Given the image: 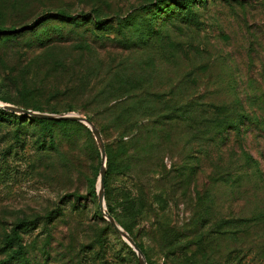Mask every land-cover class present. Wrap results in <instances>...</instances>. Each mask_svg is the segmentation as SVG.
Returning a JSON list of instances; mask_svg holds the SVG:
<instances>
[{"label":"rangeland","instance_id":"1","mask_svg":"<svg viewBox=\"0 0 264 264\" xmlns=\"http://www.w3.org/2000/svg\"><path fill=\"white\" fill-rule=\"evenodd\" d=\"M206 1L199 26L178 19L151 46L121 48L117 15L160 25L173 0H0V264H141L100 207L93 131L6 108L92 117L117 160L103 112L113 76L194 113L166 120L156 144L147 132L137 168L108 178L106 209L145 264H264V0ZM218 116L240 130L214 128Z\"/></svg>","mask_w":264,"mask_h":264},{"label":"trees","instance_id":"2","mask_svg":"<svg viewBox=\"0 0 264 264\" xmlns=\"http://www.w3.org/2000/svg\"><path fill=\"white\" fill-rule=\"evenodd\" d=\"M166 0H157L154 5H148L143 7V10L147 8L158 7L160 2ZM191 0H173L170 5L166 6V10L163 11V19L162 24L159 23V17L155 18L156 16L147 17L143 22H141L142 27L134 26V21L137 20L136 14H132L129 17H122V15H117V23H118V32L121 34V38L114 40L115 44L121 48H141V47H149L152 43L156 42L159 37L164 35V27L167 24H174L180 20V22L190 25L199 26L200 25V18L198 11L194 8L195 4L199 6H205L207 1L206 0H197L196 3H190ZM203 3V4H200ZM178 11V14L176 15ZM141 12V11H139ZM137 12V14L139 13ZM66 18H70L65 14H61ZM86 16V15H84ZM74 19H77L74 17ZM179 19V20H178ZM131 21V22H130ZM97 23H103V20H99L97 18ZM105 22V21H104ZM133 26V30L130 28ZM127 31L131 32V35L127 34ZM4 32V29L0 28V33ZM1 37V35H0ZM76 67L75 65L73 68ZM74 73H77L74 71ZM91 69H87L86 73H82L79 75L77 79L83 80L84 78L89 79L91 78ZM114 76L109 81L108 85L104 89L109 88V93L112 97V103L104 104L103 112L107 114V119L109 121V125L105 128L107 131L112 130L116 132V138L114 144L117 145L118 154L117 157L120 160H116L113 156L112 151H110L108 157V169L105 177V188H109L108 178L116 165H122L124 169L132 170L137 168L136 166L140 164L142 161V153L143 148H145L144 140L146 139V133L148 134L151 132V136L154 140L156 137H160V130L159 126L162 125L166 120H172L175 118H179L180 120L186 121L187 119L193 120L194 113L192 110H188L185 106L177 105V104H168L165 99L162 98L161 94L155 93L148 89H140L136 90V88L128 87V84L133 85L131 78H124L126 84H122L121 82H117L114 84L112 82L114 80ZM80 87H84L82 84L79 88L75 89L78 90ZM94 88L88 90L89 95H94ZM96 95V94H95ZM101 95H107V92L103 90ZM103 102H100L102 104ZM24 108L27 109H35L41 110L40 107L35 105H22ZM95 106H98L95 104ZM68 110H74V108L70 107ZM0 112L6 114L7 112L0 109ZM12 115H16L13 114ZM243 118H247L245 115H241ZM32 120L40 123H50L54 120L49 118L43 117H31ZM91 121H94L92 117H89ZM61 122H70V123H79L75 120H62ZM214 128L227 129L231 128L233 130H240L239 124L235 121L229 120V118H225L223 116H218L213 121ZM96 124V123H95ZM150 126V129L147 130V127ZM87 129V128H86ZM109 129V130H108ZM163 130V129H161ZM171 136L167 137V140H170ZM157 138L152 141L153 144L157 143ZM215 138V140H217ZM113 145V144H111ZM106 148H112L107 145ZM96 183V179L93 180V187ZM109 214H113L112 206L108 204ZM116 218V217H115ZM118 220V218H116ZM128 230V228L126 227ZM129 231V230H128ZM8 241H15L17 238L16 236L7 235ZM140 246V245H139ZM143 250V248L141 247ZM144 252V250H143ZM145 253V252H144ZM20 257L19 251H15L13 254V258L16 259Z\"/></svg>","mask_w":264,"mask_h":264},{"label":"water","instance_id":"3","mask_svg":"<svg viewBox=\"0 0 264 264\" xmlns=\"http://www.w3.org/2000/svg\"><path fill=\"white\" fill-rule=\"evenodd\" d=\"M6 108L15 111V112H23L28 115L43 117V118H60V119H67L71 118L80 122L85 123L92 131L94 136L96 137L97 141L100 145L101 156L104 161V165L101 168L100 176H99V187H98V195H99V204L102 211L105 213L107 219L113 224V226L125 237L127 242L134 248L135 251L141 257V264H145V256L142 249L139 247L137 242L131 237V235L123 228L121 225L116 221V219L109 214L105 206V199H104V191H105V177L107 173V157H106V147L103 141L102 134L97 126L86 116L76 114L73 112L63 113V114H51L46 112H37L33 111L32 109H25L23 107H18L14 105H7Z\"/></svg>","mask_w":264,"mask_h":264}]
</instances>
